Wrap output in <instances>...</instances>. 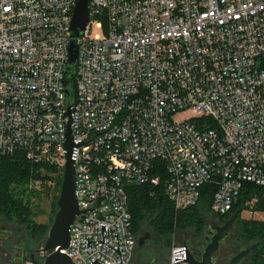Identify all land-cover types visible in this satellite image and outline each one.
<instances>
[{
    "label": "built area",
    "instance_id": "obj_1",
    "mask_svg": "<svg viewBox=\"0 0 264 264\" xmlns=\"http://www.w3.org/2000/svg\"><path fill=\"white\" fill-rule=\"evenodd\" d=\"M77 1L0 0V155L42 176L64 170L71 105L85 141L79 209L95 210L79 213L62 251L76 264H130V187L162 188L178 211L211 194V213L225 215L245 186H264V0H89L83 35L71 30ZM184 248L170 264H188Z\"/></svg>",
    "mask_w": 264,
    "mask_h": 264
},
{
    "label": "trees",
    "instance_id": "obj_2",
    "mask_svg": "<svg viewBox=\"0 0 264 264\" xmlns=\"http://www.w3.org/2000/svg\"><path fill=\"white\" fill-rule=\"evenodd\" d=\"M46 168L49 173H58V169L55 167ZM61 174H57L58 184H61L63 180ZM33 178L47 180L51 176H42L37 167L18 153L0 155V216L5 221L9 223L17 220L28 221L31 214L29 195L25 197L26 190L21 188L28 185ZM129 196L133 228L137 238L142 232L150 233L145 245L142 247L137 245L135 254L138 250H152L154 246L157 251L165 249L172 244L175 234L180 230L192 228L201 232L206 223L208 212H211V194H206L197 206L182 211L176 210L164 190L155 186H132L129 189ZM255 198L257 200H254ZM251 200L254 201L250 202ZM243 210L264 213V186L251 184L245 186L242 196L232 212L239 211L240 214ZM236 221L238 232L234 239L232 238L234 251L238 253L252 244L257 245L241 264L246 259L245 264H264V219H242L239 216ZM27 227L35 242L42 246L46 240L44 238L48 236L49 229L45 225L33 223L31 220L27 223ZM148 243L151 244L147 245Z\"/></svg>",
    "mask_w": 264,
    "mask_h": 264
},
{
    "label": "water",
    "instance_id": "obj_3",
    "mask_svg": "<svg viewBox=\"0 0 264 264\" xmlns=\"http://www.w3.org/2000/svg\"><path fill=\"white\" fill-rule=\"evenodd\" d=\"M88 3L89 0H78L76 3L71 23V30L76 35H83L86 26L90 21ZM77 61L78 48L76 44L72 43L70 46L69 57L70 70L68 71L67 76L69 79H71L76 73ZM73 100L74 92L72 81H70V85L67 87V102H73ZM72 117V107L71 105H68V109L64 115L66 136V141L64 142L66 153L64 176L61 185L60 196L57 201L58 211L50 227L45 245L40 248V251L48 252L42 264H76L72 258L62 250L68 248L71 242V225L79 213L82 211L95 210V208L86 210L79 209L78 197L76 195L77 173L75 169V155L77 148L81 144L85 143V141L78 140V142H76L74 139L73 130L71 127ZM160 199H162V197H160ZM238 217L239 211H236L223 225L216 227L217 233L214 235L212 243L208 246L205 253L203 254L202 260L195 259L190 250L185 245V248L183 249L185 257L182 260L188 264H219L220 262H213L212 252L217 250L220 245V241L227 236L228 231ZM149 237L150 233H146L144 236L139 237L138 245H143V243ZM256 246V244H252L239 251L229 260V263L227 264H240L256 248ZM222 247H224V244ZM217 253L218 252L215 254ZM31 257L32 261L35 263L34 254H32Z\"/></svg>",
    "mask_w": 264,
    "mask_h": 264
},
{
    "label": "rangeland",
    "instance_id": "obj_4",
    "mask_svg": "<svg viewBox=\"0 0 264 264\" xmlns=\"http://www.w3.org/2000/svg\"><path fill=\"white\" fill-rule=\"evenodd\" d=\"M95 34H102V30L96 26H92L91 35ZM42 172L44 175L51 176V178H48L47 180L44 179L38 187H35V189L30 187V183L21 188L26 190L24 193L25 197H28L29 195L28 199L31 214L28 221L17 220L16 222L9 223L0 216V248L3 253L0 257V264H42L48 254V252L40 251V248L45 245L46 240L42 246L35 242V239L32 237V234L27 227V223L31 220L33 223L45 225L46 228L50 230L58 211L57 201L60 196L62 185V182L61 184H58L57 182V174L62 173L61 176L63 178L64 170L61 172V170L58 169V173H47L46 170ZM211 216V212H208L206 222L211 219ZM239 216L242 219H264V213L253 210H243ZM237 226L236 221L230 230L232 236L228 238L231 245L229 248L232 249V251H234L232 241L238 232ZM192 230V228H187L178 231L173 238L172 244L165 249L157 251L154 246L152 250H138L136 254L134 253L131 264H170L173 249L176 246L184 244L186 239H188L189 232ZM145 234L146 231L142 232L139 237L144 236ZM149 244L151 243H148L147 245ZM143 245H145V242ZM138 247H142V245H138ZM234 253L236 252L234 251ZM32 254H34L35 263L32 261ZM246 262L247 259L243 264Z\"/></svg>",
    "mask_w": 264,
    "mask_h": 264
},
{
    "label": "flooded vegetation",
    "instance_id": "obj_5",
    "mask_svg": "<svg viewBox=\"0 0 264 264\" xmlns=\"http://www.w3.org/2000/svg\"><path fill=\"white\" fill-rule=\"evenodd\" d=\"M212 214L213 215L211 216V219L205 223L203 230L201 232L199 230L198 232L195 230L189 232L188 239H186L183 244L190 250L194 258L197 260H202L203 254L205 253L208 246L212 243L213 237L217 233L216 227L223 225L228 219H230L233 212L225 215ZM230 230L228 231L227 236L220 241V245L217 250L212 252V260L214 263L220 262L219 264H227L229 263V260L236 254L234 251H232V249L229 248L231 245L228 238L232 236L230 234ZM223 244L224 247H222ZM216 252L218 253L215 254ZM2 255L3 253L0 248V257Z\"/></svg>",
    "mask_w": 264,
    "mask_h": 264
}]
</instances>
